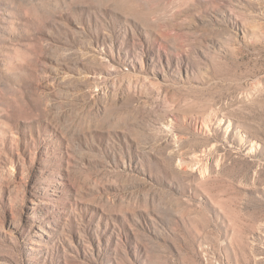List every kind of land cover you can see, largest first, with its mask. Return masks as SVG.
I'll return each mask as SVG.
<instances>
[{"label": "rangeland", "instance_id": "rangeland-1", "mask_svg": "<svg viewBox=\"0 0 264 264\" xmlns=\"http://www.w3.org/2000/svg\"><path fill=\"white\" fill-rule=\"evenodd\" d=\"M0 264H264V0H0Z\"/></svg>", "mask_w": 264, "mask_h": 264}]
</instances>
